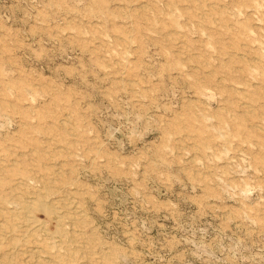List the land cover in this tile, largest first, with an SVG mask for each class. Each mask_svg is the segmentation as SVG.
<instances>
[{
    "label": "rangeland",
    "instance_id": "1",
    "mask_svg": "<svg viewBox=\"0 0 264 264\" xmlns=\"http://www.w3.org/2000/svg\"><path fill=\"white\" fill-rule=\"evenodd\" d=\"M0 264H264V0H0Z\"/></svg>",
    "mask_w": 264,
    "mask_h": 264
},
{
    "label": "bare ground",
    "instance_id": "2",
    "mask_svg": "<svg viewBox=\"0 0 264 264\" xmlns=\"http://www.w3.org/2000/svg\"><path fill=\"white\" fill-rule=\"evenodd\" d=\"M44 206V205H43ZM44 208H46V207H44ZM48 208V207H47ZM6 213V212H5Z\"/></svg>",
    "mask_w": 264,
    "mask_h": 264
}]
</instances>
